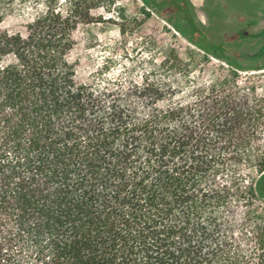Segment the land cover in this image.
I'll list each match as a JSON object with an SVG mask.
<instances>
[{
  "label": "trees",
  "instance_id": "trees-1",
  "mask_svg": "<svg viewBox=\"0 0 264 264\" xmlns=\"http://www.w3.org/2000/svg\"><path fill=\"white\" fill-rule=\"evenodd\" d=\"M44 2L0 29V264H248L237 215L263 193L260 149L258 180L241 166L264 93L183 95L175 52L82 80L68 54L94 2Z\"/></svg>",
  "mask_w": 264,
  "mask_h": 264
},
{
  "label": "rangeland",
  "instance_id": "rangeland-1",
  "mask_svg": "<svg viewBox=\"0 0 264 264\" xmlns=\"http://www.w3.org/2000/svg\"><path fill=\"white\" fill-rule=\"evenodd\" d=\"M58 1L64 12L69 0ZM160 1L162 3V0H93L90 10L92 21L78 24L76 43L68 54L77 77L88 80L106 61L109 66L106 72L114 74L124 65H139L142 69L150 60L160 63L175 52L182 67L178 76L183 81V88L179 91L183 95L193 96L198 86L204 93L230 89L235 79L238 86L254 87L256 97L263 96L264 15L255 17V25L250 30H240L239 34L245 41L243 38L240 41L239 36L229 42L225 37L227 32L217 29L203 31L206 26L202 21L203 7L194 12L193 6L188 17L175 11L171 4L156 7ZM214 5L221 8L217 0ZM45 8L44 0H0V29L23 32L26 24ZM191 21L195 25L193 28L189 24ZM190 38L196 39L203 48L191 42ZM221 41L225 42L223 49L216 45ZM257 148L264 157V146L253 144L248 162L241 166L246 180L256 181L261 175V161L255 157ZM261 188L262 194L255 190L247 201H243L245 203L239 202L236 234L242 236L248 264H257L262 259L264 264V257L259 255L260 237L264 248V180Z\"/></svg>",
  "mask_w": 264,
  "mask_h": 264
},
{
  "label": "flooded vegetation",
  "instance_id": "flooded-vegetation-1",
  "mask_svg": "<svg viewBox=\"0 0 264 264\" xmlns=\"http://www.w3.org/2000/svg\"><path fill=\"white\" fill-rule=\"evenodd\" d=\"M214 2L215 0H162V3L160 1L155 6L163 5L165 7L171 4L175 11L186 14L188 17L190 16L189 9H193V6L195 7L194 12H197L198 7H203L204 14L202 17L204 19L202 21L206 24L203 31L208 32L210 29L212 31L217 29L227 32L228 34L225 37H228L227 41L230 40L229 42L239 38L242 28L250 30L255 25V17L258 14L264 15V0H217L221 8L215 7ZM189 24L192 28L195 27L193 21ZM242 38H239V40L242 41ZM243 39L244 41L246 40L245 38ZM224 43L221 41L216 45L218 48L223 49Z\"/></svg>",
  "mask_w": 264,
  "mask_h": 264
}]
</instances>
